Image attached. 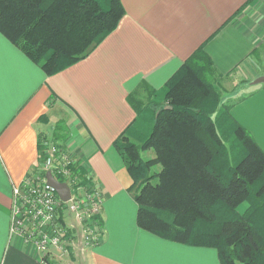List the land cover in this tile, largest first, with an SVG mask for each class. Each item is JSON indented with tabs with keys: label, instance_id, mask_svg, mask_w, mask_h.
Listing matches in <instances>:
<instances>
[{
	"label": "crops",
	"instance_id": "0c3cea01",
	"mask_svg": "<svg viewBox=\"0 0 264 264\" xmlns=\"http://www.w3.org/2000/svg\"><path fill=\"white\" fill-rule=\"evenodd\" d=\"M121 1L125 14L117 27L86 57L52 75L0 32V264H39L12 223L15 187L39 175L41 139L81 163L103 197L101 234L91 244L82 236L77 241L80 223L63 213L76 236L61 263L221 264L214 247L138 225L133 178L114 143L136 118L135 93L161 88L202 44L221 80L252 77L255 68L264 74L257 63L264 60V0ZM262 84L244 92L230 113L264 151Z\"/></svg>",
	"mask_w": 264,
	"mask_h": 264
},
{
	"label": "trees",
	"instance_id": "16d2710c",
	"mask_svg": "<svg viewBox=\"0 0 264 264\" xmlns=\"http://www.w3.org/2000/svg\"><path fill=\"white\" fill-rule=\"evenodd\" d=\"M124 14L121 0H0V32L52 75L86 57ZM222 76L202 44L147 102L133 100L136 118L114 145L141 228L214 247L221 264H264V151L231 115ZM69 170L55 177L95 186L81 163Z\"/></svg>",
	"mask_w": 264,
	"mask_h": 264
},
{
	"label": "built area",
	"instance_id": "2783aa9c",
	"mask_svg": "<svg viewBox=\"0 0 264 264\" xmlns=\"http://www.w3.org/2000/svg\"><path fill=\"white\" fill-rule=\"evenodd\" d=\"M46 151V169L51 168L54 175L59 173L68 176L69 165L73 162L68 153L49 142L46 143L44 154ZM14 193L12 230L24 234L36 252L39 264H53L52 246L60 247V237L73 227V224L65 221V215L60 219L61 216L57 214L59 207L62 210L66 208V212H69L67 216L74 217L80 223L81 236L86 244H91L101 234L97 215L101 212L103 199L95 186H75L71 188V198L63 201L56 191L46 184L45 176L40 173L15 187Z\"/></svg>",
	"mask_w": 264,
	"mask_h": 264
},
{
	"label": "rangeland",
	"instance_id": "374dc122",
	"mask_svg": "<svg viewBox=\"0 0 264 264\" xmlns=\"http://www.w3.org/2000/svg\"><path fill=\"white\" fill-rule=\"evenodd\" d=\"M261 52V51H260ZM261 57H264V56H262L261 55ZM259 65H261V66H264V60H259L258 62H257ZM254 70H256V71H254ZM251 69V71H249V73H251V75L250 76H252V77H249L248 75H246V76H231V77H228L229 79L227 80V79H223V80H221V79H218V82H219V85H220V87L224 90V94L223 95H225L226 97H225V99L227 100V101H234V102H237L238 100H240V98H241V95L242 94H244V92H246V91H248V90H250L251 88H252V86H253V84H254V80L256 79V77L259 75L258 74V70L255 68V69ZM262 70H264V67L262 68H260V70L259 71H262ZM264 84V83H263ZM262 84V85H263ZM260 85H261V83H260ZM150 91H148L147 93H145V95L144 96H141L139 93H138V91L135 93V98H138V100H142V103H145V102H147L148 101V99H149V96H150V93H149ZM245 96V94L243 95V97ZM240 97V98H239ZM148 127H149V129L152 127V123H151V125H147ZM133 137V136H132ZM134 138V137H133ZM136 140V139H135ZM47 143V142H46ZM50 143H52V142H50ZM54 144H56V145H58L59 146V144H57V143H54ZM45 146H46V144H45ZM146 153H150L149 151H145L143 154H146ZM69 155V154H68ZM70 157V156H69ZM72 157V156H71ZM70 157V158H71ZM47 159H48V156H47V151L45 152V154H43V155H41L40 156V158H39V163L36 165V167H35V169H34V171H38V174H42V176H43V173L45 174L46 173V171L47 170H51L52 171V173H53V170L51 169V168H47L46 169V166H45V164H46V161H47ZM71 161H77V160H75V158H71ZM54 174V173H53ZM45 176V175H44ZM45 179H46V177H45ZM74 183V182H73ZM95 187H97L96 185H95ZM97 189H98V187H97ZM98 192L99 193H101V191L98 189ZM102 195V194H101ZM103 198V197H102ZM65 213V215H67L69 212H66V211H68L66 208L65 209H63L62 210V208L61 207H59V210H58V212H57V214L59 213V215L61 216L60 217V219L62 218V217H64V215H63V212ZM21 214V213H20ZM77 221V220H76ZM78 222V221H77ZM79 223V222H78ZM79 227V226H78ZM67 233H69V231L67 232ZM65 234L64 236H62V237H60V241H59V246L60 247H58V246H52V247H54L53 249H52V252H53V258H51L52 259V261L55 263V264H59V263H61L60 261L62 260H64L65 259V254L66 253H68V252H70L71 251V242L73 241V239L75 238V234L73 235V236H71L72 235V233L73 232H71L70 231V233L69 234H71V235H68V234ZM81 225H80V229L79 230H77V235H78V238H77V241H79V238H81L80 236H81ZM22 236L25 238V236H24V234H22ZM83 240H84V237L82 238ZM62 245V246H61ZM80 248V247H79ZM79 250V249H78ZM80 251V250H79ZM79 259V258H78Z\"/></svg>",
	"mask_w": 264,
	"mask_h": 264
},
{
	"label": "water",
	"instance_id": "95a60500",
	"mask_svg": "<svg viewBox=\"0 0 264 264\" xmlns=\"http://www.w3.org/2000/svg\"><path fill=\"white\" fill-rule=\"evenodd\" d=\"M255 84L264 83V74L259 75L254 80ZM46 184L53 188L61 200L68 201L71 198V187L67 181H61L55 177L51 170H47L45 173ZM63 264V263H59Z\"/></svg>",
	"mask_w": 264,
	"mask_h": 264
}]
</instances>
